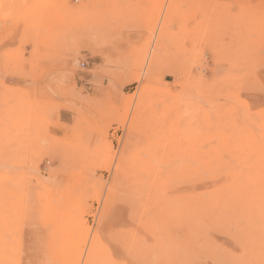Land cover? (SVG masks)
I'll return each mask as SVG.
<instances>
[{"label": "rangeland", "instance_id": "obj_1", "mask_svg": "<svg viewBox=\"0 0 264 264\" xmlns=\"http://www.w3.org/2000/svg\"><path fill=\"white\" fill-rule=\"evenodd\" d=\"M108 260L264 264V0H0V264Z\"/></svg>", "mask_w": 264, "mask_h": 264}, {"label": "bare ground", "instance_id": "obj_2", "mask_svg": "<svg viewBox=\"0 0 264 264\" xmlns=\"http://www.w3.org/2000/svg\"><path fill=\"white\" fill-rule=\"evenodd\" d=\"M70 17H71V16H70ZM73 17H74V16H73ZM132 59H133V58H132ZM165 158H166V157H165ZM162 160H163V159H162ZM143 162H144V161H143ZM165 162H166V161H165ZM135 163H136V162H135ZM169 164H170V163H169ZM131 165H132V164H131ZM140 165H141V164H140ZM171 165H172V164H171ZM174 165H175V164H174ZM133 166H134V165H133ZM133 166H132V167H133ZM160 167H161V166H160ZM133 168L135 169V167H133ZM133 168H131L130 170H132ZM151 168H153V167H151ZM151 168H149V169L151 170ZM166 168H167V167H166ZM168 168H169V167H168ZM168 168H167V169H168ZM149 169H148V170H149ZM159 169H160V168H159ZM174 169H175V167H174ZM135 170H136V169H135ZM172 170H173V169H171V172H173ZM136 171H137V170H136ZM153 171H154V170H153ZM164 171H165V170H164ZM132 172H133V170H132ZM149 172H150V171H149ZM167 172H168V171H167ZM152 173H153V172H152ZM137 174L140 175V173H137ZM150 174H151V173H149V175H150ZM157 174H158V173H157ZM172 174H173V173H172ZM130 175H131V174H130ZM147 175H148V174H147ZM167 175H168V173H167ZM155 176H156V174H155ZM168 176H169V175H168ZM135 177H136V176H135ZM137 177H138V176H137ZM137 177H136V178H137ZM152 177H153V176H152ZM163 177H164V176H163ZM163 177H160V178H162V179H161L162 181L165 179V178H163ZM136 178H135V179H136ZM154 178H155V177H154ZM157 178H158V177H157ZM131 179H132V178H131ZM152 179H153V178H152ZM136 180H138V179H136ZM140 180H141V179H140ZM154 180H155V179H154ZM169 180H170V179H169ZM151 182H152V181H151ZM168 182H170V181H168ZM174 182H175V181H174ZM174 182L172 181V183H174ZM178 182H179V181H178ZM160 183H161V182H160ZM172 183H170V184L172 185V187H171V186H170V187H171L172 189H174V188H173V187H174V184H172ZM176 183H177V182H176ZM179 183H180V182H179ZM182 183H183V182H182ZM148 184H149V183H148ZM130 185H131V184H130ZM134 185H135V184H134ZM134 185H131L130 187L133 186V188H134ZM146 185H147V184H146ZM151 185H152V184H151ZM164 185H165V184H164ZM176 185H177V184H176ZM176 185H175V186H176ZM182 185H183V184H182ZM184 185H185V184H184ZM141 186H142V185H141ZM155 186H156V185H155ZM137 187H138V186H137ZM160 187H161V186H160ZM170 187L165 185V188H168V191H170V189H169ZM178 187H179V186L177 185V188H178ZM180 187H181V186H180ZM184 187H185V186H184ZM175 188H176V187H175ZM182 188H183V186H182ZM136 189H137V188H136ZM159 189L161 190L162 188H159ZM159 189H158V190H159ZM132 190H133V189H132ZM140 190H141V189H140ZM142 190H143V189H142ZM150 190H151V189H150ZM152 190H153V189H152ZM165 190H166V189H165ZM183 190H184V189H183ZM183 190H182V191H183ZM146 191H148V190H146ZM168 191H167V192H168ZM179 191H180V190H179ZM129 192H130V190H129ZM132 192H133V191H132ZM141 192H142V191H141ZM160 192H161V191H160ZM167 192L165 191L164 194H166V197L168 198V196H167ZM134 193H135V192H134ZM138 193H139V189H138ZM147 193H148V192H147ZM151 193H156V192H153V191H152ZM151 193H150V194H151ZM168 193H169V192H168ZM130 194H131V192H130ZM164 194H163V195L161 194V195L164 197ZM180 194H182V193H180ZM183 194H184V193H183ZM141 195H142V194L140 193V196H141ZM154 195H156L155 198H154V200H155L156 198L159 197L160 193H158V197H157V194H153V195H151V197L154 196ZM161 195H160V196H161ZM170 195H171V194H170ZM145 196H146V193H145ZM183 196H184V195H183ZM143 197H144V196H143ZM143 197H142V198H143ZM174 197H175V196H174ZM176 197L178 198V196H176ZM180 197H181V196H180ZM161 198H162V197H161ZM172 198H173V197H172ZM182 198H183V197H182ZM184 198H185V196H184ZM184 198H183V199H184ZM162 199H163V198H162ZM174 199H176V198H174ZM174 199H173V200H174ZM143 200H144V198H143ZM150 200H151V199H150ZM144 201H145V200H144ZM167 201H170V199H169V200H167V199L165 200L166 203H167ZM174 201H175V200H174ZM174 201H173V203L175 204ZM177 201H181V200H180V199H179V200H176V203H177ZM184 201H185V200H184ZM134 202H135V201H134ZM141 202H142V201H141ZM145 202H146V201H145ZM171 202H172V201H170V203H171ZM132 203H133V202H132ZM139 203H140V202H139ZM166 203H165L164 205H166ZM185 203L187 204V202H185ZM185 203H181V204H183V205L185 206ZM143 204H144V203H143ZM145 204H146V203H145ZM159 204L162 206L163 202L161 201V203L159 202L158 205H159ZM138 205H139V204H138ZM146 205H147V204H146ZM155 205H156V204H154V206H152V207L155 208ZM164 205H163V206H164ZM170 205H171V204H170ZM135 206H136V205H135ZM135 206H133V207H135ZM136 207H138V206H136ZM169 207H171V206H169ZM169 207H165V209L167 210V208H169ZM175 207H176V206H175ZM180 207H183V206L181 205ZM151 209H152V208H151ZM173 209H174V207H173ZM185 209H186V208H185ZM136 210H137V209H136ZM170 210H171V208H170ZM180 210H181V208H180ZM180 210H179V215H180L181 213H183V212H180ZM137 211H138V210H137ZM139 211H141V210H139ZM153 211H154V210H152V213L149 211V212H150L149 215H152V214H153ZM171 211H172V210H171ZM182 211H183V210H182ZM157 212H158V211H157ZM160 212H162V211H160ZM166 212H167V211H166ZM166 212H165V214H166ZM174 212H176V211L174 210ZM132 213H133V212H132ZM154 213H155V212H154ZM168 213H169V212H168ZM177 213H178V211H177ZM160 214H161V213H160ZM162 214H163V213H162ZM162 214H161L160 216H163L162 219L164 218V219H165L164 221H168L169 223H174V224L176 223V222H175V221H177L176 219H175L174 222H170V221L172 220V219H170V218H169L170 220H168V217H169V214H170V213H169L168 215H165V217H164V215H162ZM157 215H158V216H157ZM173 215H175V214H173ZM132 216H133V215H132ZM152 216H153V217L156 216L155 219H157V222L160 221V220H159V218H160L159 214H156V213H155V216H154V214H153ZM152 216H151V217H152ZM170 216H171V214H170ZM182 216H183V215H182ZM153 217H152V218H153ZM157 217H158V218H157ZM172 217H173V216H172ZM172 217H171V218H172ZM178 217H179V216H178ZM178 217H177V218H178ZM180 217H181V215H180ZM143 218H144V216H143ZM166 218H167V219H166ZM174 218H176V217H174ZM183 218H184V217L179 218L178 220L183 219ZM134 219H135V218H134ZM134 219H132V220H134ZM141 219H142V217H141ZM141 219H140L141 222H143V221L145 222L146 220L148 221V219H146V218H144L145 220H141ZM153 219H154V218H153ZM160 219H161V218H160ZM185 219H186L185 222H184V221L182 222V220H181V222H182L181 225L183 224L182 226H184V228H185L184 231L187 229V224H188L187 210H186V213H185V218H184V220H185ZM136 220H137V219H136ZM136 220H135V221H136ZM135 221H133V222L135 223ZM147 221H146V222H147ZM151 221H152V219H151ZM155 221H156V220H155ZM172 221H173V220H172ZM141 222H140V225H139V226H141ZM160 222H161V221H160ZM160 222H159V223H160ZM177 222L180 223V221H177ZM153 223H154V221H153ZM159 223H158L157 226L160 227V225H162L163 223L161 222L160 225H159ZM138 224H139V223H138ZM154 224H156V223H154ZM136 225H137V221H136ZM166 225H167V223H166ZM176 225H177V224H176ZM153 226H154V225H153ZM170 226H171V225H170ZM159 227H158V229H159ZM167 227H168V226H167ZM167 227H166V226L164 227V226L162 225V229H163V230H164L165 228H167ZM178 227H180V224L178 225ZM153 228H154V227H153ZM153 228H152V229H153ZM160 228H161V227H160ZM170 228H171V227H170ZM158 229H157V230H158ZM172 229H174V228H172ZM181 229H182V227H181ZM169 230H171V229H169ZM131 231H132V230H131ZM135 231H137V230H135ZM141 231H142V230H141ZM141 231H140V233H141ZM144 232L146 233V231H144ZM166 232L168 233V231H166ZM166 232H165V233H166ZM135 233H136V232H135ZM167 233H166V234H167ZM141 234H142V233H141ZM149 234H152V232L150 231ZM128 235H129V234H128ZM137 235H138V237H136V238L139 239V234H137ZM137 235H136V236H137ZM167 235H168V234H167ZM169 235H170V234H169ZM151 236H152V235H151ZM172 236H174V234H173V235L171 234V237L168 238L169 240L171 239V241H172V242H170L171 244H172L173 241L175 240V239L172 240V238H173ZM116 237H117V236H116ZM116 237H115V238H116ZM127 237H129V236H127ZM118 238H119V236L117 237V239H118ZM129 238H130V237H129ZM129 238H128V239H129ZM136 238H135V239H136ZM169 240H168V241H169ZM119 241H120V240H117L116 242H118V244H119V243H120ZM124 241H126V242L128 243V240H126V239H125V240L122 239L121 242H124ZM132 241H133V240H132ZM132 241H131V242H132ZM114 242H115V240H114ZM133 242H134V241H133ZM94 243H95V242H94ZM96 243H97V241H96ZM138 243H139V242H137V245L139 246L140 243H139V244H138ZM120 244H121V243H120ZM129 244H130V243H129ZM133 244H134V243H133ZM92 245H93V244H92ZM96 245H97V248L95 247V249H96V250L94 251L95 253H96V251H98V248H99V245H100V244L97 243ZM120 246H122V245H120ZM123 246H124V245H123ZM213 246H214V248H215L214 250L218 251V250L222 247V244L216 242V243H214ZM124 248L126 249L127 247L125 246ZM124 248H123V250H125ZM130 248H131V246H128V249H130ZM139 248L141 249V247H139ZM66 249H67V248H66ZM66 249H65V251H66ZM99 249H100V248H99ZM128 249H126L127 252L129 251ZM137 249H138V248H137ZM107 250H108V249H107ZM126 250H125V251H126ZM133 250H134V248L132 247L131 250H130V252L132 253ZM91 251H92V250H91ZM99 251H100V250H99ZM99 251H98V252H99ZM98 252H97V254H98ZM108 252H109V251H108ZM134 252H135V250H134ZM63 254H64V252H63ZM70 254H71V252H67V255H70ZM88 254H89V253H88ZM99 254H101V252H99ZM99 254H98L97 259L100 260V258H101V262H102V260H103V257H102V256H103V255L101 254V255H100L101 257H100ZM60 255H61V254H60ZM64 255H65V257H67L66 253H65ZM95 255H96V254H95ZM95 255H93V256H95ZM117 256H118V255H117ZM129 256L131 257L132 255H129ZM70 257H71V256H70ZM74 257H75V256H74ZM89 258H90V257H89ZM94 258H95V257H94ZM106 258H108V257H106ZM68 259H69V258H68ZM108 259H109V258H108ZM111 259H112V257H111ZM69 260H70V259H69ZM64 261H65V260H64ZM66 261L68 262V260H66ZM116 261H117V260H116ZM67 262H66L65 264H67ZM71 262H72V261H71ZM98 262H100V261H98ZM113 262H114V261H113ZM113 262L111 263L110 260H108V263H109V264H118V262H114V263H113ZM71 264H72V263H71ZM92 264H95V263H92ZM102 264H103V263H102ZM120 264H122V262H121Z\"/></svg>", "mask_w": 264, "mask_h": 264}, {"label": "crops", "instance_id": "obj_3", "mask_svg": "<svg viewBox=\"0 0 264 264\" xmlns=\"http://www.w3.org/2000/svg\"><path fill=\"white\" fill-rule=\"evenodd\" d=\"M65 113H66V111H62V112H61L62 116H63Z\"/></svg>", "mask_w": 264, "mask_h": 264}, {"label": "built area", "instance_id": "obj_4", "mask_svg": "<svg viewBox=\"0 0 264 264\" xmlns=\"http://www.w3.org/2000/svg\"><path fill=\"white\" fill-rule=\"evenodd\" d=\"M84 65V62L82 63V66Z\"/></svg>", "mask_w": 264, "mask_h": 264}]
</instances>
